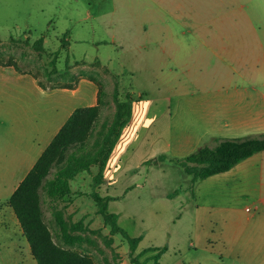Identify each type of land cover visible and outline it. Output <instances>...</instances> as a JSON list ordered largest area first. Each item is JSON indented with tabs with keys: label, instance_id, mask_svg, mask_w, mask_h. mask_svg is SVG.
<instances>
[{
	"label": "rangeland",
	"instance_id": "374dc122",
	"mask_svg": "<svg viewBox=\"0 0 264 264\" xmlns=\"http://www.w3.org/2000/svg\"><path fill=\"white\" fill-rule=\"evenodd\" d=\"M160 27L189 37L191 33L233 37L234 48L240 47V36L248 33L250 44L254 38L248 50L250 59H259L260 63L264 60V47L258 45L264 41V0H0V61H12L21 70L32 71L27 74L46 79L49 85L63 83L68 78L62 74L67 71L101 84L105 102L88 141L90 148L102 124L114 119L115 92L122 99L131 94L134 103L140 100L136 112L140 109L143 116L151 118L168 104L173 111L176 90L187 78L180 70L184 60L178 61V55L170 56L164 70L154 69L156 57L147 52L156 47L152 33ZM40 38L42 43H37ZM174 42L177 38L169 39L168 46ZM207 62L210 70H227L226 64L214 55L207 57ZM187 63V75L196 77V63L192 59ZM232 65H237L235 59ZM54 67L57 72L49 78ZM162 76L166 77L163 85ZM87 84L92 83L80 81L79 94L88 96ZM84 103L75 99L72 105L81 107ZM41 106H45L43 102ZM176 137L175 133L169 134L167 140L173 142ZM142 138L140 134L136 138L137 146ZM156 140L153 136L152 142ZM129 143L127 135L113 157L112 169L107 172L111 185H101L97 191L114 197L109 202V212L119 216L121 228L129 236L142 237L138 251L165 248L159 264H242L229 258L218 242L219 230L208 213L196 206L189 182L192 176L174 161L176 158L171 159L172 163L157 166L149 162L141 166L133 154L136 146ZM119 158L121 162L114 167ZM14 169L0 167V264H37L26 237L8 219L13 213L17 220L8 204L17 181L10 178ZM98 170L93 166L91 173H79L71 181L73 193L64 199H47V223L59 243L89 255L95 264H141L147 254L138 256L137 250L132 252L125 238L114 233L97 211L90 194L92 175ZM176 189L178 194L166 196ZM241 202L243 209H251L247 198ZM57 211L67 222L68 231L81 235L82 242L68 245L56 236L61 234L53 214ZM209 239L212 244L207 243ZM144 264L155 263L150 260Z\"/></svg>",
	"mask_w": 264,
	"mask_h": 264
},
{
	"label": "crops",
	"instance_id": "0c3cea01",
	"mask_svg": "<svg viewBox=\"0 0 264 264\" xmlns=\"http://www.w3.org/2000/svg\"><path fill=\"white\" fill-rule=\"evenodd\" d=\"M152 34L156 47L147 54L156 57L154 69L164 70L170 56L178 55V61L184 60L180 70L187 79L176 90L172 112L168 104L160 107V112L151 118L148 114L143 116L140 109L136 112L141 101H135L131 120L108 160L102 187L111 185L107 172L112 169L113 157L127 135L129 145L136 146L133 154L138 157L139 164L153 162L158 166L172 163L174 158H183L204 145L213 146L218 139L264 134V60L260 63L259 59L249 57L254 38L250 44V35H241L240 47L234 48L233 37L202 33H191L189 37L187 33H169L163 27ZM172 38H177V43L169 47L168 40ZM258 45L264 47V41L260 40ZM211 55L225 63L227 70L220 67L210 70L207 57ZM189 59L196 63V77L187 75ZM234 59L237 65H232ZM165 78H161L162 85ZM84 80L94 85L87 84L88 96L79 94V83ZM100 85L81 77L73 89H43L34 76L14 65L0 64V167L15 168L10 175L11 180L17 179L13 192L77 108L72 105L74 100L86 101L83 106L97 104ZM169 102L172 105V98ZM173 133L177 135L175 141L168 142L167 135ZM139 134L143 138L137 146ZM153 136L157 138L155 142H152ZM120 162L119 158L114 167ZM191 176L189 182H192L196 206L207 212L218 228L217 240L228 257L242 264H264V151L244 159L227 172L197 181L196 187ZM174 193L178 194V189L166 196ZM244 198L251 203L250 210L243 209L241 200ZM8 219L24 236L13 213ZM141 242L142 237L137 251ZM207 243L213 242L209 239ZM154 248L159 247L143 251ZM29 251L31 253V248ZM154 253L149 251L146 257Z\"/></svg>",
	"mask_w": 264,
	"mask_h": 264
},
{
	"label": "trees",
	"instance_id": "16d2710c",
	"mask_svg": "<svg viewBox=\"0 0 264 264\" xmlns=\"http://www.w3.org/2000/svg\"><path fill=\"white\" fill-rule=\"evenodd\" d=\"M42 41L43 39L40 38L37 43H42ZM0 64L14 65L18 70L23 71L12 61H0ZM23 72L31 73L32 71ZM56 72V67L51 69L48 74L49 78H52ZM35 75L43 89H73L79 82V78L69 71L62 74L68 79L59 84L49 85L45 82L46 79ZM105 96L106 92L100 85L97 104L77 107L72 112L8 200L37 264H95L89 255L66 248L59 243L46 219L47 199L60 200L71 195L73 193L71 181L81 172L91 173L93 166H97L99 170L97 174L92 175L93 191L90 195L97 204L98 213L102 215L107 224L111 225L114 233H120L127 240L132 252L137 250L141 241V237H130L119 226L118 216L109 212V202L114 197L102 196L97 191V188L104 183V171L108 160L124 128L131 120L134 103L131 94L128 93L126 99H122L120 94L115 92L114 100L117 103V111L114 119L112 123L102 124L101 130L89 148L88 141L93 136L95 126L99 121ZM260 151H264V134L235 139H218L215 145H204L191 154L176 158L174 161L180 163L188 174L193 175V184H195L198 180L231 170L239 162ZM53 214L56 215L57 222L61 226V234L56 235L57 237H62L68 245L83 241L81 235L71 234L68 231L67 222L60 211ZM149 251H155V253L141 264L150 260L159 264L165 248L146 250L138 256Z\"/></svg>",
	"mask_w": 264,
	"mask_h": 264
},
{
	"label": "built area",
	"instance_id": "2783aa9c",
	"mask_svg": "<svg viewBox=\"0 0 264 264\" xmlns=\"http://www.w3.org/2000/svg\"><path fill=\"white\" fill-rule=\"evenodd\" d=\"M247 210H250V208H247Z\"/></svg>",
	"mask_w": 264,
	"mask_h": 264
}]
</instances>
